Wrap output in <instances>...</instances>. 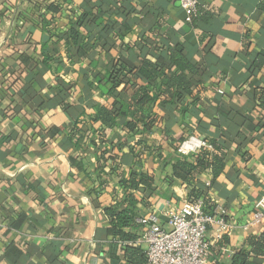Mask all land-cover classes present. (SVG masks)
<instances>
[{"label": "crops", "instance_id": "0c3cea01", "mask_svg": "<svg viewBox=\"0 0 264 264\" xmlns=\"http://www.w3.org/2000/svg\"><path fill=\"white\" fill-rule=\"evenodd\" d=\"M197 3L188 24L178 0H0V264H131L122 245L143 251L135 220L124 230L135 239L120 242L104 209L122 199L119 181L136 162L155 190L145 206L135 193L136 216L188 200L186 186L171 179V165L190 137L225 149L222 174L196 177L205 207L227 227L209 228L207 264H231L248 237L264 233V127L252 126L264 125V105H255L253 92L264 91V68L254 77L247 71L264 52V0ZM70 28L79 31L86 58L74 55L65 36ZM162 41L183 47L204 72L194 81L204 89L183 107L154 105V126L143 135L140 125L129 133L126 118L98 129L91 118L114 101L106 81L112 63L121 52L120 62L136 68L153 60L150 52ZM60 91L69 112L60 109ZM51 128L60 134L50 138ZM103 152L117 160L103 162Z\"/></svg>", "mask_w": 264, "mask_h": 264}, {"label": "trees", "instance_id": "16d2710c", "mask_svg": "<svg viewBox=\"0 0 264 264\" xmlns=\"http://www.w3.org/2000/svg\"><path fill=\"white\" fill-rule=\"evenodd\" d=\"M45 7L53 12L58 11L57 6L45 5ZM38 8L40 9L41 7ZM261 10L264 11V5L261 7ZM196 13L188 24H193ZM84 18L85 14L77 18L76 27H81ZM65 36L75 46L76 52L74 55L77 58H86L88 56L85 50L78 44L81 39L78 30L70 28ZM154 47L153 51L150 52L153 60L144 58L136 68L130 69L120 62L121 52L119 57L112 63L106 75V81L110 87L109 95L114 98V101L109 108L102 107L98 109L96 114L91 118L94 125H99L98 129H113L116 127V121L119 118H126L124 126L128 132L139 133L138 125H140V131L143 135L154 126V119L150 116L151 108L154 105L164 108L176 101L183 107L185 99L192 98L196 90L204 89V84L200 80L194 83L195 78L198 75L202 76L204 72L197 65L186 59L184 49L180 44L164 46V41H162L160 50L158 47ZM53 51L57 54L56 50ZM166 59L170 64L168 67L165 65ZM45 60L47 61L48 58H45ZM261 68H264L263 51H259L258 55L248 64L247 71L254 77ZM27 91L30 93L28 95H34L30 92L29 88ZM253 92L254 96L256 95L255 105L263 106L264 91L254 89ZM61 93L62 91L57 92V95L61 97L60 109L64 112H69L71 106L60 95ZM45 103L42 100L38 108H43ZM248 121L252 122V120ZM252 126L254 128L256 126L264 127L263 124L256 125L254 123H252ZM57 134H60L59 129H50V138ZM144 142L142 138L138 144H145ZM101 143L103 144V141ZM206 143L211 146V151L201 149L191 159L183 157L171 165V179L180 181L186 186L189 190V201H204L205 188L196 179L200 171H209L214 180L224 172V145L219 142ZM144 151L149 152V148L145 147ZM104 153H101L103 162L111 160L114 163L117 160L116 156H106ZM132 153L135 154L134 152ZM160 156L158 155L157 157L160 159ZM138 165L139 162H136L135 166L130 168L128 179H120L119 181V187L123 193L122 199L116 201L109 208L104 209L108 217L110 235L113 238L119 239L120 242L133 241L135 239L130 233L124 232L125 229L133 226L134 220L138 217L132 210L137 209L141 201L145 206L147 199L155 192L153 179L141 170H138L140 166ZM111 169L113 170V168ZM135 193L144 195L143 200L138 201ZM123 206L126 208L123 209ZM122 251L128 263L132 264L133 261H138L137 264H146L143 251L141 252L135 247L123 245ZM262 259H264V233L258 237H248L244 242V247L235 252L231 264H260V260Z\"/></svg>", "mask_w": 264, "mask_h": 264}, {"label": "built area", "instance_id": "2783aa9c", "mask_svg": "<svg viewBox=\"0 0 264 264\" xmlns=\"http://www.w3.org/2000/svg\"><path fill=\"white\" fill-rule=\"evenodd\" d=\"M178 1L189 23L196 13L197 0ZM217 93L222 94L220 90ZM201 149L211 151V146L190 137L180 144L177 153L188 157ZM135 224L138 231L135 243L142 247L146 264H207L209 228L215 227L218 232L227 228L221 214L216 211L213 214L202 200H186L159 213L147 212L138 216Z\"/></svg>", "mask_w": 264, "mask_h": 264}]
</instances>
